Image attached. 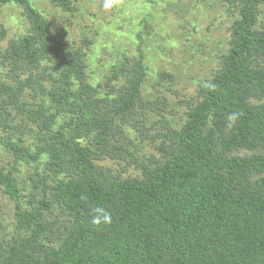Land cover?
<instances>
[{
	"label": "trees",
	"instance_id": "obj_1",
	"mask_svg": "<svg viewBox=\"0 0 264 264\" xmlns=\"http://www.w3.org/2000/svg\"><path fill=\"white\" fill-rule=\"evenodd\" d=\"M221 1L236 16L229 48L183 102L178 127L144 96L143 31L135 56L119 51L93 84L84 49L98 28L81 29L76 46L32 0H0L22 7L29 26L7 48L0 30L1 141L12 157L0 167L12 203L10 222L0 218V264H264V0ZM165 80L174 76L160 72ZM144 143L159 155L142 154ZM98 208L108 219L93 223Z\"/></svg>",
	"mask_w": 264,
	"mask_h": 264
},
{
	"label": "rangeland",
	"instance_id": "obj_2",
	"mask_svg": "<svg viewBox=\"0 0 264 264\" xmlns=\"http://www.w3.org/2000/svg\"><path fill=\"white\" fill-rule=\"evenodd\" d=\"M107 2L110 6L106 8V0H74L77 10L68 14L52 6L49 0H32L53 22L55 28L63 25L70 29L71 39L77 42L76 46L80 45L81 29L93 37L94 29H99V34L94 37L95 45L90 50L84 49V60L87 71L92 74L90 81L93 84L103 82L105 76L111 75L112 64L120 59L119 51L128 50V57L135 56L139 42L137 34L139 30L143 31L142 48L149 67L148 81L143 89L144 96L146 100H160L163 114L180 127L187 112V105L183 102L196 97L199 86L207 84L220 67V55L229 48L230 27L236 16L227 12V3L221 0ZM22 12V7L16 5L0 7V30L1 27L7 28V38L1 44L3 48H7L12 39L27 32L29 26ZM74 15L76 17L73 21ZM262 17L264 18V12ZM144 19L147 29L143 24ZM7 71L0 63V80ZM160 72L173 75L174 82L170 84L165 80L163 86L158 85L157 76ZM10 77L5 82L9 83ZM31 95L32 91L27 90L26 96L30 98ZM29 127L35 128L34 125ZM4 135L0 126V167L8 166L12 158L9 151L2 146ZM26 135V139L32 137L31 133ZM140 147L145 156L159 155L154 145L148 146L144 143ZM102 164L124 178L137 176V172L131 168L123 172L117 161L107 159ZM25 168L31 169L27 166ZM10 214L12 203L0 191V218L4 217L10 222Z\"/></svg>",
	"mask_w": 264,
	"mask_h": 264
},
{
	"label": "clouds",
	"instance_id": "obj_3",
	"mask_svg": "<svg viewBox=\"0 0 264 264\" xmlns=\"http://www.w3.org/2000/svg\"><path fill=\"white\" fill-rule=\"evenodd\" d=\"M110 6V4L107 2V0H106V3H105V7L107 8V7H109ZM101 219H103V220H107L108 219V217L106 216V215H104V213H103V210L102 209H95L94 210V214H93V217H92V222L93 223H99V222H101Z\"/></svg>",
	"mask_w": 264,
	"mask_h": 264
}]
</instances>
